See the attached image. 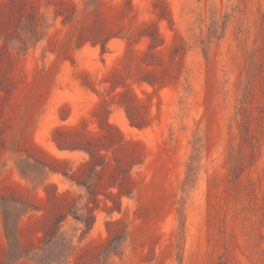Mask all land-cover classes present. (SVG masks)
Masks as SVG:
<instances>
[{
  "label": "rangeland",
  "instance_id": "obj_1",
  "mask_svg": "<svg viewBox=\"0 0 264 264\" xmlns=\"http://www.w3.org/2000/svg\"><path fill=\"white\" fill-rule=\"evenodd\" d=\"M0 264H264V0H0Z\"/></svg>",
  "mask_w": 264,
  "mask_h": 264
}]
</instances>
